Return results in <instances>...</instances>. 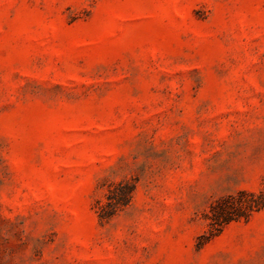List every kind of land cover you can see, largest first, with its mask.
I'll list each match as a JSON object with an SVG mask.
<instances>
[{
  "label": "rangeland",
  "instance_id": "obj_1",
  "mask_svg": "<svg viewBox=\"0 0 264 264\" xmlns=\"http://www.w3.org/2000/svg\"><path fill=\"white\" fill-rule=\"evenodd\" d=\"M264 0H0V264H264ZM207 238V239H206Z\"/></svg>",
  "mask_w": 264,
  "mask_h": 264
},
{
  "label": "trees",
  "instance_id": "obj_2",
  "mask_svg": "<svg viewBox=\"0 0 264 264\" xmlns=\"http://www.w3.org/2000/svg\"><path fill=\"white\" fill-rule=\"evenodd\" d=\"M264 206V195L247 191H238L218 199L209 210L210 220L208 237L217 234L223 226L241 217L246 218L252 212L259 211ZM207 239V238H206Z\"/></svg>",
  "mask_w": 264,
  "mask_h": 264
}]
</instances>
